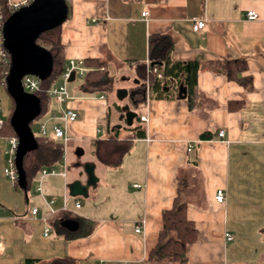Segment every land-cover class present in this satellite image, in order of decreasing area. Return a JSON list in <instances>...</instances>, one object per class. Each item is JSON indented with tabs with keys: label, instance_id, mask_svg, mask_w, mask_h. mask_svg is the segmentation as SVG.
<instances>
[{
	"label": "crops",
	"instance_id": "obj_1",
	"mask_svg": "<svg viewBox=\"0 0 264 264\" xmlns=\"http://www.w3.org/2000/svg\"><path fill=\"white\" fill-rule=\"evenodd\" d=\"M23 1L8 0V5L12 9ZM66 2L68 15L60 32L65 65L69 60L98 58L105 62L111 80V67L119 66L129 67L135 79L136 65L160 62L153 65L161 66L162 49L169 45L172 61L199 63L194 102L189 105L179 92L182 83L167 82L162 95L146 88L145 102L138 108L140 115H147L146 122L140 120L143 135L131 138L129 151L115 168L95 159L93 142L107 138L113 129L119 138H130V125L120 134L121 127L110 123L107 111L106 135L98 136L102 128L97 126L94 136L87 138L91 156L81 160L85 139L78 138L77 157L69 164L65 150L73 138L70 131L86 120L71 108L78 118L68 124L62 159L42 167L57 173L41 177V168L29 181L38 177L35 190L42 194L44 188L48 199L42 196L40 205H22L0 195V264H23L27 258L48 264L63 257L75 264H148L162 228V211L175 199L186 205L187 218L197 231L179 264H264V0ZM250 10L257 13L256 19L246 18ZM143 11L148 12L145 18ZM196 18L204 21L199 31L193 29ZM225 59L245 60L246 68L236 78H228L221 67ZM81 78L80 98L110 83L87 88ZM48 97L37 123L58 112L46 110ZM12 111V100L0 83V119L5 121ZM134 119L133 126L138 124ZM6 139L0 135V187L4 188L1 166L6 164ZM78 160L94 163L98 181L87 197L69 199L67 184L85 179L76 167L73 178H68ZM7 188L11 190L9 183ZM219 188L225 193L222 203L214 199ZM32 207L38 209L35 215L30 213ZM66 218L78 221L75 230L60 224ZM140 220H144L142 229L135 232ZM225 232L233 239L226 240ZM72 235L77 237L67 238Z\"/></svg>",
	"mask_w": 264,
	"mask_h": 264
},
{
	"label": "trees",
	"instance_id": "obj_2",
	"mask_svg": "<svg viewBox=\"0 0 264 264\" xmlns=\"http://www.w3.org/2000/svg\"><path fill=\"white\" fill-rule=\"evenodd\" d=\"M11 9L8 5V0H0V13L3 19L10 14ZM62 25V24H61ZM61 25L42 32L36 42L47 48L53 57V68L49 77L40 80L41 91L36 94L41 100V112L44 111L45 98L47 97L46 90L52 85L53 81L59 78L64 70L65 64L63 59V47L60 41ZM170 46H164L162 49V76L160 81L155 74L147 69L142 64L136 65V80L137 83L128 90L130 96V106L137 112L135 122L137 125H130L127 128L132 130L130 138H119L116 135L117 130L113 129L112 133L105 139H96L93 142V156L95 159L108 167H118L123 156L129 151L131 146V138L140 137L143 135V123L139 119L140 112L138 108L145 102L146 85L148 91L157 92L159 95L164 93V86L167 82L182 83L185 88V96L189 105L194 102L196 93V77L199 71V63L196 59L182 61H172L168 56ZM84 65L92 67V70L86 71L84 75L87 88H95L98 86H106L111 78L108 76L105 62L98 58H91L84 61ZM9 62L0 61V83L4 85V78L8 70ZM159 66V65H157ZM159 66V67H161ZM223 72L228 78H236V75L245 70L246 62L242 59H225L221 62ZM5 86V85H4ZM11 98V97H10ZM12 100V98H11ZM14 102L12 100V110ZM10 116L2 121L0 127V135L3 137H11L15 135L10 126ZM32 121L30 122L31 125ZM113 127L110 126L109 130ZM37 140V147L27 152L23 157V168L26 174V188L29 187L30 179L36 175L42 167L54 165L62 159L63 144L57 140H43L38 135L34 134ZM15 186H18L15 184ZM59 229H62L59 222L56 223ZM197 231L191 220L186 215V205L175 199L173 205L162 211V228L158 232L156 245L149 251L147 263H165L179 264L184 257L187 244L196 240ZM38 259L27 258L23 264H34ZM48 264H75L74 260L69 257L56 258Z\"/></svg>",
	"mask_w": 264,
	"mask_h": 264
},
{
	"label": "water",
	"instance_id": "obj_3",
	"mask_svg": "<svg viewBox=\"0 0 264 264\" xmlns=\"http://www.w3.org/2000/svg\"><path fill=\"white\" fill-rule=\"evenodd\" d=\"M68 5L66 0H30L18 5L2 23L3 47L9 55V66L4 78L8 95L14 102L10 115V126L17 136V146L14 155V165L17 174V185L26 188V174L23 168L24 155L37 147V140L30 122L41 112V100L37 94L26 92L21 84L24 75L30 74L43 80L50 76L53 68V57L50 51L36 42L38 36L49 29L61 25L67 18ZM160 64V62H153ZM73 73L69 81L73 80ZM137 83V80L134 79ZM179 92L185 96V88L179 87ZM128 95L127 89L117 91L118 98ZM122 117L127 125H131L137 112L127 104L122 109ZM116 127H120L117 125ZM81 167L79 176H85L84 181L74 179L67 184L68 195L71 197H87L88 189L95 187L98 178L94 173V163L78 162ZM60 224L68 230H75L78 221L61 219Z\"/></svg>",
	"mask_w": 264,
	"mask_h": 264
},
{
	"label": "rangeland",
	"instance_id": "obj_4",
	"mask_svg": "<svg viewBox=\"0 0 264 264\" xmlns=\"http://www.w3.org/2000/svg\"><path fill=\"white\" fill-rule=\"evenodd\" d=\"M110 73L112 74V80L110 81L108 87H106L104 90L100 92H96L92 94L88 98H80L81 92L79 91V86L83 82L82 78L77 76L74 80L67 82V88L70 93L71 98L67 99L63 103V108H73L76 110H79L81 113L85 116V122L81 123L77 126H74L71 129V134L73 135L72 140H69L67 142V148L65 150V156L67 158V162L70 164V162L73 160V158L77 157L74 153V148L77 145V139L78 138H84L85 140L82 141L83 145L86 147L82 155H80L81 160L87 159L91 156L90 150H91V143L88 141L87 138L94 136L95 128L101 127L102 132L98 134V136L103 137L106 135L105 133V127H106V113L109 111V121L110 123L120 125V134L125 133V126L127 125V121L125 117H122V109L125 105H129L130 102V96L126 95L123 98H118L117 91L119 89H128L130 88L134 83V78L132 77V70L127 66H119V67H111ZM61 78H57L53 81V85H58L61 82ZM104 94V99H99L98 96L100 94ZM73 96V97H72ZM49 109L52 110H60V107L58 103H56L52 98L48 97L47 103H46V110ZM41 115L39 114L37 117H35L32 120L31 128L33 132L36 134V131L38 129L37 127V119H39ZM122 125V126H121ZM38 135V134H37ZM92 136V137H93ZM79 158V159H80ZM81 161H76V163ZM6 164L3 163L1 166V174L3 167ZM81 168L79 166H71L70 171L68 172V178H73L72 174L75 172V168ZM81 170V169H80ZM79 172V171H78ZM77 172V173H78ZM3 176V174H2ZM85 176L83 175V178ZM5 184L9 183L11 190H8L7 184L6 187H0V195L1 198H6L7 200L16 201L19 204L27 205L31 203H35L37 205H40L43 201V197L48 199V194L46 193L45 189L43 188L42 194L35 190V187L38 184V177L33 179L29 183V187L25 190L20 188L19 186H13L9 179L6 176H3L2 178ZM73 180V179H72ZM25 196L26 199L29 201L25 203ZM70 199V196H68ZM72 198V197H71ZM84 199V198H83ZM53 236H49L51 238ZM76 235H72L70 238H75ZM155 264H172L171 262H165V263H155Z\"/></svg>",
	"mask_w": 264,
	"mask_h": 264
},
{
	"label": "built area",
	"instance_id": "obj_5",
	"mask_svg": "<svg viewBox=\"0 0 264 264\" xmlns=\"http://www.w3.org/2000/svg\"><path fill=\"white\" fill-rule=\"evenodd\" d=\"M30 0H24L21 4H26ZM18 4V5H21ZM18 5H14L12 9H15ZM142 17H146L148 15L147 11H143L141 13ZM246 18L248 20H254L257 18V13L254 11H247L246 12ZM4 19L2 14L0 13V61L2 62H9V55L5 48L3 47V38H2V23ZM204 21L203 19L196 18L193 22V29L195 31H199L203 27ZM147 69L151 70L156 78L160 81L163 80L162 76V66H156V65H149V63H146ZM87 67L84 65L83 60H69L65 67L63 72L60 75L61 82L58 85L50 86L46 92L47 95L52 98L56 103L62 104L64 101L69 99V93L67 89V82L69 81V77L71 73H73L74 76H84ZM21 84L26 92L34 93L36 94L38 91H41V85H40V79L34 75H24L21 79ZM146 88L147 85H146ZM103 96H101L102 98ZM78 118V113L71 109V108H60L58 112H53L48 115V117L42 119L37 123V134L39 137H41L43 140H58L61 141L63 144L66 143V141L69 139L68 134V124L74 122ZM139 119L143 122L147 121V115H139ZM50 122V124H49ZM2 125V120L0 119V127ZM219 136H223V130H219L218 132ZM8 146L5 149L6 154V166L3 168L4 174L7 176V178L12 182V184H16L17 181V174L16 169L14 165V155L16 151L17 146V136L13 135L11 137H8L7 139ZM190 149V148H188ZM57 171L54 168H42L40 171L41 177L49 174H56ZM134 186H139L138 184H134ZM40 191V187L38 186L36 188ZM225 198V193L223 189L219 188L215 191L214 199L218 203H222ZM52 203V200L49 201V204ZM80 202L76 201L75 206L79 207ZM38 209L36 207H32L30 213L32 215H35L37 213ZM144 224V220H140L136 223L134 230L135 232H140L142 229V225ZM48 229L46 228L44 230V235H47ZM224 237L226 240L230 241L233 239V236L229 232L224 233Z\"/></svg>",
	"mask_w": 264,
	"mask_h": 264
}]
</instances>
